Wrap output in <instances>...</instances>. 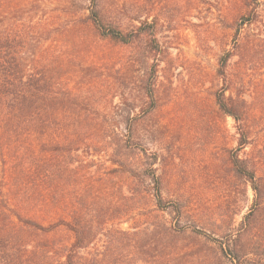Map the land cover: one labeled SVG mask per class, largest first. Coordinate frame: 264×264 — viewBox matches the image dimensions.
<instances>
[{"label":"rangeland","instance_id":"1","mask_svg":"<svg viewBox=\"0 0 264 264\" xmlns=\"http://www.w3.org/2000/svg\"><path fill=\"white\" fill-rule=\"evenodd\" d=\"M4 1L53 25L44 42L54 50L46 59L49 89L70 90L80 105L51 117L56 134L3 138L10 144L2 164L23 198L27 188L26 215L44 224L91 217L110 209L120 192H135L133 218L143 227L176 226L182 250L156 245L132 264H238L235 255L241 264H264V195L257 200L232 164L235 155L248 159L264 193L262 50L252 63L240 56L223 62L251 0H96L100 28L93 0ZM144 23L152 27L138 32ZM110 29L137 34L125 43L101 34ZM219 93L247 102L240 123L219 107ZM240 128L249 140L243 148ZM112 130L107 149L96 136ZM76 136L75 150L52 151L50 140L66 146ZM153 154L166 210L150 191ZM133 222L115 219L108 227L130 230ZM54 240L68 243L72 234Z\"/></svg>","mask_w":264,"mask_h":264},{"label":"trees","instance_id":"2","mask_svg":"<svg viewBox=\"0 0 264 264\" xmlns=\"http://www.w3.org/2000/svg\"><path fill=\"white\" fill-rule=\"evenodd\" d=\"M93 3L92 19L100 28L102 20L95 7L96 0ZM2 4L0 3V7H3L0 8V177L1 174L4 177L0 185V264H132L134 256L146 248L148 252L149 247L156 245L173 252L182 250L176 226L154 221L143 227L138 218H133L132 213L137 209L136 198H133L135 192L130 195L120 192L118 201L113 202L110 209L91 217L77 213L71 219H58L44 224L26 215L25 199L30 200L26 196L27 188L22 189L23 198L21 186L15 182V175L7 171V165L2 164L6 163L5 146L10 144V139L3 138L18 132L33 137L52 132L56 134L57 129L53 128L51 117L67 108L77 110L80 105L70 90L49 89L46 59L54 54V50L44 42L51 39L53 25L47 20L32 21L33 15L26 14L28 10L23 6L8 7V4L1 6ZM144 27L152 25L144 23L138 28V32ZM101 34L130 43L137 33L122 34L110 29ZM259 49L262 50L260 60L264 62V3L251 0L249 12L239 19L233 50L226 54L223 62L227 64L230 58L240 56L252 63ZM221 73L225 74V70H221ZM217 103L227 116L237 123L242 121L247 110L244 99L233 96L226 98L224 93H219ZM112 132L113 130L106 134ZM115 133L114 130L113 134ZM240 133V146L243 148L249 140L245 129L240 128ZM111 135L98 134L96 137L105 139L104 147L108 149L113 137ZM77 138L78 136L70 138L66 146L50 140L55 144L52 151L61 153L68 147L75 150ZM152 158L153 162L146 170L154 181V187L150 191L157 199L158 207L166 210L168 206H161L163 199L158 186L159 177L153 168L159 156L153 154ZM232 164L236 175L250 183L257 200L263 197V187L256 176L257 171L255 167L249 166V160L235 155ZM128 171L133 177H137L134 170ZM250 215L246 216V220ZM124 218L134 219L130 230L108 227L115 219ZM62 231L70 232L72 240L57 244L54 238ZM233 260L241 264L238 255Z\"/></svg>","mask_w":264,"mask_h":264}]
</instances>
